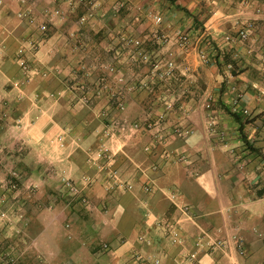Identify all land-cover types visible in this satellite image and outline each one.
<instances>
[{
	"label": "crops",
	"instance_id": "0c3cea01",
	"mask_svg": "<svg viewBox=\"0 0 264 264\" xmlns=\"http://www.w3.org/2000/svg\"><path fill=\"white\" fill-rule=\"evenodd\" d=\"M118 1H103L99 11L110 10ZM248 2L241 7L238 0H122L129 9L123 20H102L90 26L101 35L129 30L147 46L161 42V48L150 49L157 53L153 57L172 60L176 67L172 75L186 82L182 87L185 95L175 104L179 110L167 113L165 124L184 121L193 127L185 138L170 136L167 140L170 149L187 152V163L163 160L161 146L145 153L143 146L151 136L147 130L135 133L115 161L122 177L133 182V189L107 191L97 180L86 191L91 208L66 205L58 188L63 178L80 182L84 173H93L87 157L99 145L106 120L97 112L99 104L70 100L65 78L72 77L81 57L112 61L125 77L144 68L134 69L125 50L104 56L101 49L107 42L99 36L87 44L92 46L91 54L74 55L63 37L69 21L64 24L52 17L47 34L29 56L50 73L35 75L23 84L15 54L28 45V29L10 27V36L0 35V196L10 194L5 184L12 168L39 185L32 196H24L27 200L21 211L26 222L5 229L0 239V264L11 255L15 257L12 264H142L137 254L157 257L159 264H264V100L254 89L255 84L264 83V60L248 52L249 47L257 49L264 40V0ZM48 4L65 10L68 7L61 0H37L33 8L39 13ZM240 9L242 20H254V32L244 43L225 42L224 35L235 30L233 23ZM6 14L0 13L2 27L9 18ZM156 15L161 18L159 22L154 19ZM89 29L81 27L79 34ZM182 32L190 36L186 48L175 41ZM202 37L210 41L209 47H203ZM200 49L207 52L206 61L199 58ZM228 58L234 65L231 71L225 68ZM181 84L163 90L176 87L181 91ZM230 86L241 94L237 111L232 110L234 93ZM154 87L132 92L127 98L125 111L131 120H154L152 113L163 109L161 104L154 112L144 109L146 104L151 108V102L144 101L143 94ZM34 93L45 95L32 101L29 98ZM207 95L213 101L216 127L225 131L232 152L206 131L202 102ZM242 107L249 109L248 116L240 113ZM230 112H236L238 119ZM153 163L159 168L148 172L156 190L148 195L142 191L144 177L138 166ZM171 189L178 193L177 203L191 205L196 213L193 220L182 223L183 246L170 244L155 224L158 218L180 215L164 194ZM50 202L52 208H48ZM235 232L244 242L242 255L230 240ZM203 233L226 240L224 248L206 250L198 245ZM141 234L151 242L140 241ZM103 242L109 244L108 251L100 250ZM194 251L196 258L188 259Z\"/></svg>",
	"mask_w": 264,
	"mask_h": 264
},
{
	"label": "built area",
	"instance_id": "2783aa9c",
	"mask_svg": "<svg viewBox=\"0 0 264 264\" xmlns=\"http://www.w3.org/2000/svg\"><path fill=\"white\" fill-rule=\"evenodd\" d=\"M20 3V9L17 15L24 19L30 27L34 26V30L45 33L47 29V24L45 21H37L36 18L32 15L33 4L27 5V0H18ZM236 1V0H231ZM238 3L241 7L248 5V0H238ZM259 12V9H257ZM243 12L242 9L238 10V13L234 20L235 30L233 33H226L224 35L225 42L233 43H244L250 36H252L255 29V22L253 19H244L240 18V14ZM45 15L49 13L48 9L44 10ZM53 13H57V9L53 10ZM83 19V18H82ZM156 22L160 21V16H154ZM0 32L3 36L8 37L12 33L7 28H1ZM204 33V32H203ZM202 33V34H203ZM204 36V35H203ZM176 43L181 48H186L190 43V36L186 32L177 34ZM201 44L204 48L210 46V41L205 38L200 39ZM39 45V40L36 37H32L28 41L27 46L19 48L15 54V60L18 66L22 71V78L24 81L30 80L35 74L39 72L42 75L46 76L50 73L48 68L38 67L33 59L26 55V51L29 54H33ZM248 52L257 53L259 59L264 60V40L260 42L257 49L255 47H249ZM198 56L202 61L207 60V52L205 49H200ZM165 67L163 70H158L156 76L165 77L169 76L172 73L174 68V62L172 60H167L165 62ZM233 67L231 62L225 63V68L230 70ZM146 83L141 82L140 86H145ZM131 90V87H128ZM230 89L234 93V98L232 101L233 111H237L239 101L241 99V94L236 92L234 86H230ZM254 89L257 92L258 96L264 100V83L255 84ZM39 95L31 97L30 100H38ZM81 101V100H80ZM83 102V101H81ZM85 103V102H83ZM165 105L169 108L172 103L166 101ZM119 108L123 109L124 105L119 103ZM202 107L206 111V131L209 136H217L220 143L226 147L230 152L232 148L228 146L226 141L225 131L223 129H217L216 120L212 115V98L210 95L205 96ZM236 113V112H235ZM240 113L243 116L249 115V109L247 107H242ZM139 130H147L150 134V140L143 146V151L145 153H150L158 146L162 147L160 157L163 160L172 159L177 163H187V152L184 150L170 149L167 147L168 137L174 138H185L193 132V127L187 124L186 122H178L174 125H167L162 120L161 117L150 121L148 119L143 120H129L126 117L119 119H112L109 123L105 124L102 128L101 135L99 136V145L93 150L90 151L87 157V164L93 170L92 174L84 173L80 179V182H76L70 178H63L58 188V192L61 198L65 200L66 205L79 204L85 208H91L92 203L90 198L87 196L86 191L91 184L100 180L103 183V186L107 191H112L117 188L122 190H132L133 182L125 180L120 170L115 164L117 155L123 150L126 142L130 139L135 133ZM159 168L157 163H153L149 167H140L138 169L141 173V176L144 177V180L141 182L142 191L151 195L154 190H156V184L154 179L150 176L148 171H156ZM6 191L10 194H3L0 196V239L4 235L5 229H14L17 227V222H26L25 217L21 210H23L26 197L32 196L38 189V184L34 181L26 180L22 176L21 172L12 168L8 172V178L6 181ZM167 199L173 203L176 208L180 211V215L177 217H165L158 218L155 220L156 227L163 232L167 237V240L170 244L183 246L185 243V237L183 233L182 223L184 220H193L195 216V210L189 204L182 203L179 204L176 201L177 191L168 190L165 193ZM55 199V198H54ZM53 201V200H52ZM52 202L48 204V208H52ZM68 225V224H66ZM138 239L140 241L146 242L147 244L151 242L150 238L145 234H141ZM230 240L234 243L235 249L238 254L242 255L245 252V246L243 239L238 236L235 232L231 234ZM197 244L201 245L206 250H222L226 244V240L215 238L210 236L207 233H203L198 239ZM109 244L103 242L100 244V250L108 251ZM137 258L140 259L142 264H159V259L157 257H149L143 254H137ZM196 252H190L188 254V259H195ZM5 264H12L15 260L14 256L6 257Z\"/></svg>",
	"mask_w": 264,
	"mask_h": 264
},
{
	"label": "rangeland",
	"instance_id": "374dc122",
	"mask_svg": "<svg viewBox=\"0 0 264 264\" xmlns=\"http://www.w3.org/2000/svg\"><path fill=\"white\" fill-rule=\"evenodd\" d=\"M61 1L68 6L66 10L61 8V6H51L50 4H48L45 6V8H42L39 13H37L32 7V15L36 18V20L38 22L43 20L47 24L45 33H40L34 30V26L30 27L29 25H27L24 19H21L17 15L20 9V3L18 0H0V13L8 12L6 16L9 17L6 22L2 23L5 25V27H3L9 29L11 33L13 31L11 28H20L22 30H26L27 28L28 30L25 38L36 37L40 42L41 39L47 34L49 26L51 25V21H53V19L49 18L56 17L57 21L59 20V22L61 21L64 24L69 21L67 23V31L64 32L63 37L64 41L69 44L71 52L74 55H77L78 53H83L84 55H87L89 53L91 54L92 46H88L87 44L92 43V37L95 38L97 36H99L101 39H106L107 45L101 49V52L104 56H107L109 53L115 54L117 52L120 53L125 50L130 55V59L133 63L132 65L134 69L144 68L141 71L142 73L140 72L137 75L125 77L124 73L120 72L119 68L116 67L112 61H106L104 58H101L100 62H98L97 60L91 59L90 57H81L77 61L72 77H67L68 79L65 78L64 84L68 85L69 87L68 94L70 95V100H81L85 103L90 104L91 106L99 104L97 112H99L101 117L104 118V121L106 120L105 124H107L112 119H119L122 117H126L131 120L129 115L126 114L125 111L127 98L132 94V92L143 90L146 88H148L147 90H149V88H153L155 86L152 91L143 94V100L151 102L149 103V106H151V108H147L146 104L144 109H147L146 111L148 112H154V107L158 105L160 106L161 104V106H163V109L160 110L158 114H152L155 115L156 118L161 117L162 120L166 123V114H171V112L174 110L175 113L177 110H179L175 106V104L176 102H178L180 97L182 98L185 95L182 92V87L186 85V82H184L182 79H179L181 77H174L172 75L173 71L176 68L175 66L172 70L171 75L165 77L156 76V72H158V70L164 69V64L167 60H160L158 57H153L157 53L155 51L152 53L151 50L156 49V47L161 48V42L159 44L155 43L154 46H147L146 41L143 38H141L140 36H136L129 30L118 29L117 32L115 30H110L108 33L101 35L98 33V30L92 29V27H90L94 24H98V22L102 20L113 22L123 20L129 9H126L125 4L121 3L122 0L118 1L115 6H111L110 10L108 9L107 11H99L100 4L103 1L107 3V0ZM53 2L55 3V0H53ZM36 3L37 0H27V5L33 4L34 6V4ZM45 9H48L49 11L47 15H45L44 13ZM55 9H57V13H53V10ZM86 26H88L90 29L86 30L84 34H79L82 31L80 30V28ZM3 27L1 26L0 29ZM0 35H2L1 32ZM162 39L163 38H161L160 40ZM26 55L28 57L30 56L29 53H26ZM160 55L163 56L164 53H160ZM226 62L232 63L231 60H226ZM34 63L38 67L47 68L45 66L38 65L36 62ZM233 68L234 65L229 71L233 70ZM22 74L20 76V82L23 84H27L28 82H30L35 75H42V73L39 72L38 74H35L30 80L24 81L22 78ZM143 81L146 83V85L140 86L141 82ZM180 83H182L181 85H179L181 91H178L176 87L174 88L176 90H163L164 88H173V86H177ZM128 87H131L132 89L129 90ZM56 94L58 96H63V94H60L59 92ZM36 95L42 97L45 94L34 93L30 96V98H33ZM166 101L172 103L169 108H167L165 105ZM119 103L124 105L123 109L118 107ZM151 118L152 117H146L137 120L148 119L152 121L153 119ZM251 146L253 147V149L259 148L254 147L253 145Z\"/></svg>",
	"mask_w": 264,
	"mask_h": 264
},
{
	"label": "trees",
	"instance_id": "16d2710c",
	"mask_svg": "<svg viewBox=\"0 0 264 264\" xmlns=\"http://www.w3.org/2000/svg\"><path fill=\"white\" fill-rule=\"evenodd\" d=\"M228 60H229V58H228ZM231 113V115L233 116V117H235L236 119H238V115L236 114V113H234V112H230Z\"/></svg>",
	"mask_w": 264,
	"mask_h": 264
}]
</instances>
